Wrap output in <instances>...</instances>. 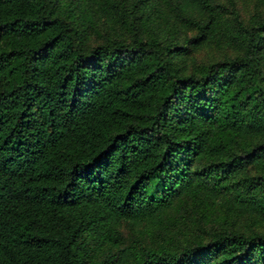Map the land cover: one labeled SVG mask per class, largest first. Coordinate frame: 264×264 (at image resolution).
<instances>
[{
  "label": "trees",
  "instance_id": "trees-1",
  "mask_svg": "<svg viewBox=\"0 0 264 264\" xmlns=\"http://www.w3.org/2000/svg\"><path fill=\"white\" fill-rule=\"evenodd\" d=\"M263 225L264 0H0V264H264Z\"/></svg>",
  "mask_w": 264,
  "mask_h": 264
},
{
  "label": "rangeland",
  "instance_id": "rangeland-1",
  "mask_svg": "<svg viewBox=\"0 0 264 264\" xmlns=\"http://www.w3.org/2000/svg\"><path fill=\"white\" fill-rule=\"evenodd\" d=\"M238 7L241 10V16L246 19L251 12V2L239 1ZM189 35H192L189 32ZM225 55V50L217 48L216 46H203L194 54V60L196 63L209 62L214 59H220ZM264 228V225L263 227Z\"/></svg>",
  "mask_w": 264,
  "mask_h": 264
}]
</instances>
